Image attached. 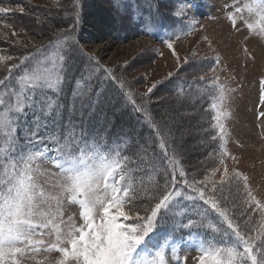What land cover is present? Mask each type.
I'll use <instances>...</instances> for the list:
<instances>
[{"label": "snow or ice", "instance_id": "obj_1", "mask_svg": "<svg viewBox=\"0 0 264 264\" xmlns=\"http://www.w3.org/2000/svg\"><path fill=\"white\" fill-rule=\"evenodd\" d=\"M147 4V19L142 9L140 16L147 32L169 27L175 39H180L176 26L199 7L196 0H183L179 7L167 0H147ZM85 6L86 0H75V23L80 22ZM113 6L119 12L118 0ZM225 7L231 9L226 18L236 33L241 31L239 24L250 31L259 25L264 38V0H232ZM18 10L24 12L22 7ZM11 11L0 7V14ZM246 13L258 16V21L249 22ZM36 22L40 23L39 18ZM197 23L190 20L192 30ZM12 35L18 34L13 31ZM162 43L179 63L172 38ZM12 45L22 49L19 55H0V264H29V260L42 264L36 259L42 253L59 255L52 264H186L187 257L180 255L185 235L190 238L186 243L200 253L194 258L196 264H264V202L253 194L248 177L226 163L228 159L238 163L227 151L226 125L231 115L227 102L237 89L218 83L219 55L213 58V67L198 76L193 72L197 81L205 83L211 72L219 95L212 104L214 132H209L214 147L200 167L190 171L173 147L168 123H157L145 107L157 83L147 88L138 103L130 89L125 91L123 76L100 65L95 57L89 56L88 63L77 68L72 63L76 44L63 28L47 44L33 45L32 50L18 39ZM244 52L251 55L247 48ZM183 63L189 64L188 58ZM123 67L127 69V63ZM69 80L75 85L72 111L77 98L87 96L91 108L103 94L105 82L116 83L122 96L146 118L151 140L130 143L131 136L124 133L109 146L82 125L77 131L71 118L61 125L65 106L59 95ZM49 91L56 98L49 97ZM190 99L177 96L178 102ZM259 102L264 105V79ZM29 111L34 119L21 129ZM259 116L264 117V111ZM48 124L54 127L40 134ZM18 131L24 145L19 143ZM45 161L50 169H42ZM65 203L78 207L79 223L75 214L65 218ZM257 212L258 225L252 222ZM200 230L204 235H199Z\"/></svg>", "mask_w": 264, "mask_h": 264}, {"label": "rangeland", "instance_id": "obj_2", "mask_svg": "<svg viewBox=\"0 0 264 264\" xmlns=\"http://www.w3.org/2000/svg\"><path fill=\"white\" fill-rule=\"evenodd\" d=\"M74 1L0 0V7L12 10L7 14H0V55L16 56L20 54L22 49L13 46V40L18 39L26 50H32L33 45H42L63 28L68 31L76 44L75 54L84 59L86 63H88L87 58L91 56L95 57L100 65L114 69L118 76H123L126 81L125 87L133 90L139 102L140 97L147 92V88L153 83H157L158 87L152 94L151 102L145 103V105L147 108H150L151 105L153 109L154 103L157 104V107L162 106V108L164 103L178 107L176 113L166 114L164 121L168 123L174 136L173 147L175 149L180 147L182 151L180 156L185 160L184 166L190 171L199 168V162L204 161L206 154L212 152L211 147L214 145L210 146L202 138L205 136L208 140L210 139L207 134L210 124L208 127H204V122L197 115V109L189 105L193 99L191 91H195V88H183L185 92L190 93L191 99L178 102L160 87L169 78V73L184 74V70L194 62L196 64L199 62V65L192 73L202 74V71L214 66L213 58L219 55L221 61L219 67L216 68V75L220 77L218 83L230 89H237L231 93L230 100L227 102V108L231 115L226 121V125L229 133L227 151L237 157L238 163H234L231 159H228L226 163L229 169L236 168L248 177L253 194L261 202H264V122H262L264 117L259 116V112L264 111V105L260 104L256 116L253 109L256 91L260 87L261 79H264V38L261 37L259 25L255 30L250 31L245 24H239L241 31L236 33L226 18V13L231 9L226 8L225 5L231 4L232 0H213L215 3L223 1L221 6L217 7L219 14H216L213 19H210L209 15V19L203 21L205 25L198 22L195 25L196 30H192L190 20L193 18L189 16L190 14H198L202 18L204 17L202 16L204 8L209 10L216 8L206 4L208 2L206 0H196L201 1L203 7L199 6L188 12V19L183 20L187 23L184 29L178 26L174 29L180 35V39H172L176 54L180 57L178 63L164 43L155 41L156 38L162 37V34L156 29L147 32L144 28V31L140 30L142 35L120 41L99 38V31L92 23L98 26L99 17L106 19L113 12L106 7L107 5L105 6L107 0H87L84 10L82 9V18L79 23H75V13L71 12ZM140 2L145 3L147 0H140ZM182 2L183 0H180L179 3ZM167 3L171 5L172 1L167 0ZM208 3L210 4V2ZM176 6L179 7L177 4ZM21 7L24 9L22 13L18 10ZM50 10H57L59 14L51 13ZM245 15L251 23H255L259 19L255 15L247 13ZM37 18L40 23L36 22ZM5 23L10 27H6ZM164 23L168 24L169 22L165 21ZM106 24L109 27L112 25ZM99 27L101 29V26ZM103 30L108 29L105 27ZM13 31L18 35L13 36ZM172 31L169 28L168 36L175 38ZM5 35L7 39H4ZM205 36L208 38L207 40L204 39ZM209 42H211V47H209ZM244 48L248 49L250 56L245 55ZM185 58H188L189 64L183 63ZM126 63L127 69L123 67ZM80 64V67L86 65L85 63ZM186 75L188 74H184V76ZM211 76L212 73L209 72L206 77L207 84L216 87L211 82ZM178 86L177 83L169 85L172 89H177ZM51 93L56 95L49 91V97H51ZM105 97L110 98L109 95ZM113 100L111 99L112 102ZM41 167L42 169L51 168L46 161L41 164ZM215 178L219 179V174ZM63 211L65 218L75 214L76 221L79 223V209L76 205L65 203ZM260 220L259 212L253 214V223L258 225ZM189 239V237L185 238L180 255L181 258L187 257L186 264H195L192 262V257L195 255L193 252L198 251L186 243ZM36 259L42 261V264H52L53 260L59 259V255L42 253ZM29 264H35V262L29 260Z\"/></svg>", "mask_w": 264, "mask_h": 264}, {"label": "trees", "instance_id": "obj_3", "mask_svg": "<svg viewBox=\"0 0 264 264\" xmlns=\"http://www.w3.org/2000/svg\"><path fill=\"white\" fill-rule=\"evenodd\" d=\"M123 1H126L129 6L126 8L122 7ZM107 2L105 6L107 5L106 7L113 10V12H111L108 17H106V19L99 17L98 21L100 23L98 26L92 23L93 26L95 25V27H97V30L99 31V38L120 41L125 39H131L136 36L137 33H133L131 22L141 16V9L144 10L143 16H147L148 5L144 7H139L136 1L134 0H118L120 10L119 12H117L113 6L114 0L113 2L112 0H107ZM106 7H104L105 10H107ZM50 12L59 14L57 10H50ZM106 23H110L112 25L109 27L106 26ZM99 26H101V29ZM105 27L108 30H103ZM48 40L45 41L42 45L47 44ZM72 63L77 68H81L80 63L87 64L85 60L80 58L77 54H75V52H73ZM192 65H195L196 67H187L184 70V74L188 75L184 76V74L175 73L171 78H167L160 88L166 94L173 96L175 99H177V96H180L182 98L186 96L190 97V93L185 92L183 88H195V91H191L193 99L189 103V105H191L192 107L194 105V108L197 109V115L204 122V127H208L209 124L211 125V123H213L211 119V117L213 116L212 104L215 101L217 92L215 88L209 89L206 86L205 82L197 81L196 77L193 76L192 71L194 69H197L198 67L195 62ZM200 69L202 68L200 67ZM73 75L79 77L80 73L74 72ZM94 83L95 81H93V85H95ZM173 83H177L179 85L177 89H172L169 87V85ZM74 87L75 85L73 82H71V80H69L68 83L62 85L63 91L59 95V101L65 107L61 111V116L59 118V122L61 125H66L68 123L69 118H71L72 121L78 126L77 131H79V126L82 125L87 133H89L91 136L99 135L100 138L105 139L107 141V144L109 146H112L113 141H116L117 138H121L122 134L124 133H127L131 136L130 143H142L144 141L151 140V129L148 126L146 118L142 113H139L134 110L132 103L128 101L124 96H122L120 89L116 83L106 81L103 94L99 96L98 100L93 97L96 102L91 108L88 107L89 101L87 96H85L83 100L81 98H77L75 100V111H72V91ZM128 89L129 88L125 87V91H127ZM131 92L134 95L133 90H131ZM106 95H109L110 98L105 97ZM54 98H56V95L54 96ZM134 98L137 100V97L135 95ZM111 99H114L113 102L111 101ZM137 102L139 103L138 100ZM82 103L83 107H81ZM156 105L157 104L154 103V109L151 105L149 106L150 108H147L146 105L145 107L151 113L152 118L157 121V123L164 121V117L166 116V114L169 115L170 112L176 113V108H178L177 106L174 107V105L169 103H164L163 108L162 106L157 107ZM33 119L34 117L31 111H29L27 120L21 121V129H24V126L30 124ZM52 127H54L53 124H48L47 127H42L40 130V134H47L48 129ZM209 132H214V130L210 127V129L207 130L208 135ZM202 138L205 139L207 141L206 143L211 146V143H209V140L205 136ZM19 143L20 145H24V139L22 140V142ZM212 149L213 147H211V151ZM176 150L180 154H182L180 147H178V149ZM157 152H159L158 148ZM180 158L182 163L184 164L185 160L181 156Z\"/></svg>", "mask_w": 264, "mask_h": 264}]
</instances>
